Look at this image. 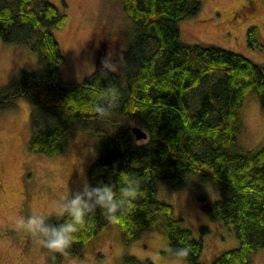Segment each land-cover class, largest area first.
Wrapping results in <instances>:
<instances>
[{"label": "trees", "instance_id": "obj_1", "mask_svg": "<svg viewBox=\"0 0 264 264\" xmlns=\"http://www.w3.org/2000/svg\"><path fill=\"white\" fill-rule=\"evenodd\" d=\"M119 1L134 23L124 75L97 68L65 84L60 76L65 57L55 31L64 27L66 14L49 0H0V37L38 55L36 71L21 70L0 88V111L28 99L29 148L50 156L65 151L74 129L89 131L97 152L89 169V191L109 186L119 196L125 177H130L141 193L131 206L121 205L117 220H110L95 198L89 200L84 225H74L78 231L71 244L56 252L52 264H61L65 255L81 256L110 221L122 230L127 244L147 230L164 229L171 253L191 245L186 262L201 264L203 236L194 237L173 205L158 197L162 182L196 190L215 185L223 196L213 202L201 196L200 203L234 233L239 245L212 264H252V254L264 248V145L245 151L237 142L248 94L255 92L264 105V65L216 45L180 40L179 22L199 14L200 0ZM256 36L251 26L250 46ZM110 88L117 89L118 101L109 103L106 116L98 117L94 105L108 102L103 93ZM127 121L147 133L145 142L136 140ZM67 223L73 218L65 212L44 224L59 229ZM200 231L203 235L210 230ZM121 264L155 263L125 255Z\"/></svg>", "mask_w": 264, "mask_h": 264}, {"label": "rangeland", "instance_id": "obj_2", "mask_svg": "<svg viewBox=\"0 0 264 264\" xmlns=\"http://www.w3.org/2000/svg\"><path fill=\"white\" fill-rule=\"evenodd\" d=\"M49 1L66 14L64 27L55 31L65 57L60 68L62 81H80L97 68H115L114 72L123 76L125 54L133 43L134 23L122 10L121 2ZM200 1L199 14L179 22L180 40L216 45L264 65V0ZM251 26L256 27L254 46L248 42ZM37 65L35 51L0 37V88L11 83L21 70L36 71ZM15 104L13 109L0 111V264H52L56 252L44 246V235L17 228L13 218L27 220L40 215L45 223L65 213L58 212L61 204L90 190L89 169L97 159L95 141L89 131L74 129L64 152L53 156L33 152L29 148L31 104L26 98ZM241 117L243 125L237 147L254 151L264 145V105L255 92L248 94ZM126 125L139 126L133 121ZM201 196L213 202L223 194L213 184L198 190L179 189L166 182L158 186V197L173 205L175 214L185 219L194 237L203 236L201 264H212L221 253L237 247L239 241L202 207ZM201 227L210 231L202 235ZM125 255L150 259L155 264H188L171 253L164 229L147 230L127 244L114 221L85 246L81 256L65 255L61 264H121ZM251 259L252 264H264V248L252 254Z\"/></svg>", "mask_w": 264, "mask_h": 264}, {"label": "clouds", "instance_id": "obj_3", "mask_svg": "<svg viewBox=\"0 0 264 264\" xmlns=\"http://www.w3.org/2000/svg\"><path fill=\"white\" fill-rule=\"evenodd\" d=\"M105 67H109V65L106 64ZM112 70L115 71V68H112ZM103 97H107L108 102L96 103L94 105V111L98 117L106 116L108 114L109 103L114 104L118 101L117 89L110 88L106 90L103 93ZM125 179L126 184L120 189L119 196H117L111 187L102 186L91 191L86 189L83 195L78 194L74 199L61 204L58 207L59 214L68 212L73 218V223H67L59 229L46 227L44 219L40 215H33L27 220L24 217H15L13 218V222L17 228H24L32 233L39 232L48 237L42 243L49 250L63 252L71 244L73 240L72 234L78 231L74 225H84V216L91 207L88 202L89 200L95 198V203L107 210L109 219L117 220L116 214L120 210L121 205L127 202L131 206V202L141 195L135 181L130 177H125ZM84 197H88V200H85ZM191 252V245H186L179 249L176 255L186 262Z\"/></svg>", "mask_w": 264, "mask_h": 264}, {"label": "water", "instance_id": "obj_4", "mask_svg": "<svg viewBox=\"0 0 264 264\" xmlns=\"http://www.w3.org/2000/svg\"><path fill=\"white\" fill-rule=\"evenodd\" d=\"M131 131L133 132L137 140L147 138V133L139 126L132 127Z\"/></svg>", "mask_w": 264, "mask_h": 264}]
</instances>
